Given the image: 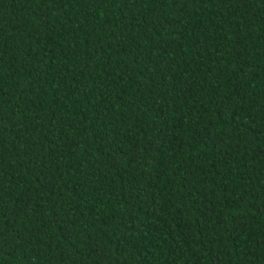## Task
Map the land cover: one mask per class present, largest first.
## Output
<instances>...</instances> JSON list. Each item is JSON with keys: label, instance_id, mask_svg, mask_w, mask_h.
Masks as SVG:
<instances>
[{"label": "trees", "instance_id": "obj_1", "mask_svg": "<svg viewBox=\"0 0 264 264\" xmlns=\"http://www.w3.org/2000/svg\"><path fill=\"white\" fill-rule=\"evenodd\" d=\"M0 264H264V0H0Z\"/></svg>", "mask_w": 264, "mask_h": 264}]
</instances>
